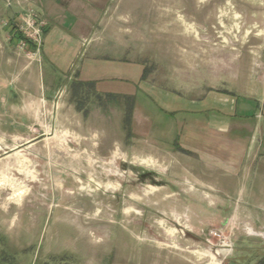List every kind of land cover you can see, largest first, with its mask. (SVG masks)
<instances>
[{"label":"rangeland","instance_id":"1","mask_svg":"<svg viewBox=\"0 0 264 264\" xmlns=\"http://www.w3.org/2000/svg\"><path fill=\"white\" fill-rule=\"evenodd\" d=\"M113 4L100 41L143 69V85L107 78L117 104L71 97L60 122L48 116L35 140L2 153L13 182L0 184L2 216L18 220L0 227V264H210L225 241V264H253L257 247L243 242L240 259L233 210L191 166L202 173L203 152L219 153L207 129L216 96L234 91L248 59L264 61V0Z\"/></svg>","mask_w":264,"mask_h":264},{"label":"crops","instance_id":"2","mask_svg":"<svg viewBox=\"0 0 264 264\" xmlns=\"http://www.w3.org/2000/svg\"><path fill=\"white\" fill-rule=\"evenodd\" d=\"M3 1L0 176L7 173L2 168V153L8 154L35 140L34 129L44 127L48 116L60 122L69 98L85 101L96 97L113 106L117 103L113 104L110 97L117 93L100 83L107 78L122 79L138 90L145 79L142 68L124 65L126 61L120 57L119 48L100 41L104 20L113 14L115 0ZM28 8L46 22L41 51L32 58L18 48L17 15ZM239 60L243 61L241 57ZM248 60L244 74L233 80L234 91L216 96L218 113H212L208 120L207 129L215 136L218 155L203 152L206 155L202 159V173L193 162L191 173L201 176L205 192L219 195L218 207L233 210L240 259L247 258L248 250L242 243L249 240L257 247L258 257L253 264H264V61ZM108 71L113 75H108ZM56 123L54 127L58 126ZM2 214L0 202V227L12 228L18 216L9 212L10 216L4 218ZM183 259L171 263L195 264Z\"/></svg>","mask_w":264,"mask_h":264},{"label":"built area","instance_id":"3","mask_svg":"<svg viewBox=\"0 0 264 264\" xmlns=\"http://www.w3.org/2000/svg\"><path fill=\"white\" fill-rule=\"evenodd\" d=\"M17 31L20 34V40L18 42V48L24 52L27 57H34L40 53L43 45V31L46 26L45 20L33 9L28 8L18 13ZM228 242L223 243V249L226 248ZM231 252L233 250L232 244ZM230 253H220L217 255H223V258H227ZM224 259L218 257V264H225ZM210 264H214L211 263Z\"/></svg>","mask_w":264,"mask_h":264},{"label":"bare ground","instance_id":"4","mask_svg":"<svg viewBox=\"0 0 264 264\" xmlns=\"http://www.w3.org/2000/svg\"><path fill=\"white\" fill-rule=\"evenodd\" d=\"M10 184L11 186H13V182L9 179V178H2V176L0 177V184ZM27 193V188L26 185H21L18 188L16 187V189L14 190V194L12 195V197H10L11 200H15L16 202H19V200L21 199V197H23L25 194ZM222 253H230L231 252V245L227 244L225 249H222L221 251ZM214 264H218V259L217 257L214 259Z\"/></svg>","mask_w":264,"mask_h":264}]
</instances>
